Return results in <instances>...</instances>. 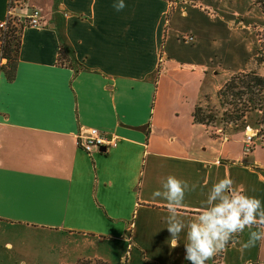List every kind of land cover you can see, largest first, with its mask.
Returning <instances> with one entry per match:
<instances>
[{
	"label": "crops",
	"instance_id": "0c3cea01",
	"mask_svg": "<svg viewBox=\"0 0 264 264\" xmlns=\"http://www.w3.org/2000/svg\"><path fill=\"white\" fill-rule=\"evenodd\" d=\"M114 2L25 0L44 21L23 30L13 81L0 46V264H190L185 234L170 247L166 202L151 197L169 175L199 185L186 220L225 176L264 201L263 145L248 152L246 132L214 138L193 117L249 71L260 7L125 0L117 12ZM9 5L0 0V22ZM93 128L117 146L80 150ZM248 238L245 229L207 264H264V240L245 249Z\"/></svg>",
	"mask_w": 264,
	"mask_h": 264
},
{
	"label": "clouds",
	"instance_id": "9594fccd",
	"mask_svg": "<svg viewBox=\"0 0 264 264\" xmlns=\"http://www.w3.org/2000/svg\"><path fill=\"white\" fill-rule=\"evenodd\" d=\"M125 7V0H115L113 4L117 12ZM198 189L197 183L169 175L151 193L153 199L166 202L167 214L162 220L170 233V247H178L181 233L185 234L184 258L190 264H207L245 229L249 232V238L243 244L245 249L264 240V201L238 188L230 176L213 183L206 194L201 191L204 199L200 202L198 214L194 219L186 220L180 210L184 207L186 195Z\"/></svg>",
	"mask_w": 264,
	"mask_h": 264
},
{
	"label": "trees",
	"instance_id": "16d2710c",
	"mask_svg": "<svg viewBox=\"0 0 264 264\" xmlns=\"http://www.w3.org/2000/svg\"><path fill=\"white\" fill-rule=\"evenodd\" d=\"M264 13V0H254ZM13 3L9 5L12 6ZM26 22H19L18 19L7 16L5 21L0 22V46L1 59L6 61L1 70L9 81L16 76L19 54L22 45V33ZM263 38V37H261ZM263 40H261V43ZM264 48V42L261 44ZM67 58L64 50L60 51L59 60ZM221 108L231 107L223 113L225 122H237L244 120L249 114L259 112L258 125L261 127L259 137L264 139V76L255 71L239 73L232 76L217 93ZM196 123L208 126V122L217 119L216 114L209 113L202 107V104L195 108L193 114ZM217 138L219 135L212 134ZM264 147V141H263ZM78 264H90L83 261Z\"/></svg>",
	"mask_w": 264,
	"mask_h": 264
},
{
	"label": "rangeland",
	"instance_id": "374dc122",
	"mask_svg": "<svg viewBox=\"0 0 264 264\" xmlns=\"http://www.w3.org/2000/svg\"><path fill=\"white\" fill-rule=\"evenodd\" d=\"M23 4L24 3L21 2V4L17 9V13L22 15V18H24L23 16H28L29 14H31V12L29 13V10ZM14 5L15 3H13V6ZM255 32L253 33V35L256 34L257 36H259L257 37V39H255V41L258 42L259 40V44L261 45L264 42V29H262V31L256 30ZM261 40H263L262 43ZM255 56L256 57L251 59V65H250L251 67L249 71H255L260 75L264 76V48H262V46H258L257 54H255ZM202 107L208 112V114L212 113V114H216L217 116V119L208 122L207 129L210 131L211 135L216 134L219 136L227 137L235 134L236 132H247L249 129H251L256 132V135H254L253 138V141L255 142L251 144L252 148H254L256 145H263L264 139L258 136L259 130L261 128L257 124L259 120V116L261 115L259 112H254L252 114H249L246 119L233 123V122L224 121L225 117L223 116V113L226 112V109H231V107L230 106L226 107V109L221 108L217 96L213 98L210 97L207 98L205 101H203Z\"/></svg>",
	"mask_w": 264,
	"mask_h": 264
},
{
	"label": "built area",
	"instance_id": "2783aa9c",
	"mask_svg": "<svg viewBox=\"0 0 264 264\" xmlns=\"http://www.w3.org/2000/svg\"><path fill=\"white\" fill-rule=\"evenodd\" d=\"M185 0H171V4H174L175 2H181ZM22 3H25V0H10V3H15V5L9 7L8 11V16L11 18H15L16 20L21 22H26V27H32V28H42L43 27V21L44 18L41 14V12L34 8L31 11V14L28 16H23L17 13V9L19 5ZM24 5V4H23ZM185 42H190L193 40V38L190 35L184 36L183 37ZM250 130V131H249ZM246 132V150L248 152L252 151V145L253 144V138L254 135H256V132L249 129ZM118 143V138L113 135L106 134L104 132L99 131L98 129H90L88 134H79L77 138V146L80 150L85 152L88 155H93L95 153H102V152H107L109 149L114 148L117 146Z\"/></svg>",
	"mask_w": 264,
	"mask_h": 264
}]
</instances>
